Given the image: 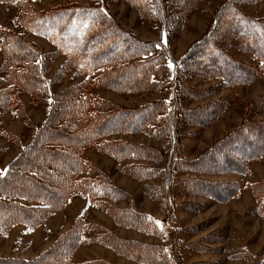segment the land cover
<instances>
[{
  "label": "rangeland",
  "instance_id": "374dc122",
  "mask_svg": "<svg viewBox=\"0 0 264 264\" xmlns=\"http://www.w3.org/2000/svg\"><path fill=\"white\" fill-rule=\"evenodd\" d=\"M100 6L106 22L92 33L103 41L99 48L92 44V50L97 56L124 53L117 60L122 67L113 72L107 70L111 60L94 70L82 68L48 38L33 33L29 22L21 23L31 20V8L43 17ZM241 19L264 33V0H0V177L23 147L40 138L38 129L58 107L54 99L66 91L96 99L91 114H128L131 121L130 129L123 124L116 134L103 131L96 145L85 143L78 152L82 174L74 179L86 183L93 199L77 190L63 209L36 227L0 231V258H48L50 253H44L79 222L86 241L73 252L72 264H140L105 246L108 233L162 247L160 264H264V154L249 159L246 153L264 150V41L239 38ZM16 45L33 51L29 63L35 67L42 61L39 73L50 83L46 93L22 84L26 76L38 75L14 62ZM146 46L153 55H142ZM223 63L236 66L233 77L219 74ZM115 78L120 81H110ZM250 120L255 127L243 138L238 128ZM54 123L57 128L60 122ZM101 143L123 144L107 150ZM48 147L65 148L57 141ZM142 167L147 170L137 169ZM106 182L120 191L112 200L107 191H93ZM126 208L146 216L152 235L116 224L111 213Z\"/></svg>",
  "mask_w": 264,
  "mask_h": 264
},
{
  "label": "trees",
  "instance_id": "16d2710c",
  "mask_svg": "<svg viewBox=\"0 0 264 264\" xmlns=\"http://www.w3.org/2000/svg\"><path fill=\"white\" fill-rule=\"evenodd\" d=\"M19 5L22 7L28 6L26 4L22 5V3H19ZM88 8L89 9L76 7L69 9V11L42 15L43 17H41V15L37 16L35 14V10L31 8V10H28V17H31V20L25 19L21 23L29 22L30 30L33 33L38 36L48 38L52 45L56 47V49L61 50V53L69 55L70 59L73 60V62L76 64H81L82 68L94 70L98 67L97 63L111 60L110 62L113 63L111 66H107V70H109V72L118 70V68L122 67L121 63H117V60L121 59L120 55L124 54L121 53L122 51H119L114 55H109L108 51L106 53L108 54L107 56H105L106 54L97 56L95 55L96 50H92V44L98 46L99 48L100 46H102L101 41H103L101 38L98 39V37H96V35H94L92 32L93 30H98L106 21L103 20L104 16L102 13L104 10L101 6ZM33 18H35L36 20ZM239 26V33L243 35L240 36V34H238L239 38L242 39L244 37L245 39L246 35H251L248 38L249 41L250 38L252 39V41H255V39H257V36L260 37L259 39H263L264 41V33L260 31L259 27L251 22V20L241 19ZM232 28L233 26H231V30H229L230 32L232 31ZM223 31H227V29L224 28ZM163 32L166 33L167 30H164ZM166 34L169 39L168 32ZM161 44L165 46L163 42H161ZM24 46L19 47V45H16V51H14V53H16V58L14 59V62L18 61L20 62V64H23L25 66L27 65V68H29L27 69V73L29 71H34L38 76L35 78L34 76H26L24 78L26 82L21 80L22 84L33 89L35 92L46 93L48 90H50V83L48 81L45 82V79H43L39 73L43 71V65L39 63L42 61L36 63L37 67L29 63V60L34 58L32 57L34 54L33 51L31 54H29L28 52L26 53V47ZM255 47H257V45H255ZM155 48L161 50L158 45H155ZM197 48L198 46H196L193 51L196 52ZM144 51L146 52H142V55L147 54V52L151 53L150 55H153L154 53H152V49L147 46L144 47ZM209 52H216L217 54H219L217 50H211ZM83 53H85V55ZM259 55H262L261 52L259 53ZM10 56L11 59L14 58L12 55ZM158 62L159 61H156L153 64H156V66H158ZM222 65L217 68L219 74L225 73L226 75H228V77H233V75H231L230 73H232L234 70L231 69L236 68V66L233 64L228 65L225 63H223ZM245 77L248 78V75L246 74ZM41 78L43 79L42 84L44 85V87L40 86L39 84ZM121 79H123V76L120 77V80ZM127 79L124 80L129 81V79ZM120 80L119 78L110 79L111 82L114 81L115 83ZM45 89H47V91H43ZM75 91L76 89L69 90V92L66 91V93L62 97L60 96V98L58 99L56 96L53 104L56 107L58 106L56 109L57 112L55 111V113H53V116L48 119V121L44 124V127H42L40 130L38 129L37 133H42L40 138L38 139V136H35V139L28 147H23L20 155L11 163L5 174L0 177L1 232L5 229L11 228L12 226L23 224L36 227L39 222H44L48 218H51L57 211L63 209L65 204L70 202L73 193L77 192V190L93 199V195L90 194V191L85 192L86 183H83L84 181L82 179L80 181L74 179V176H77L78 173L80 174L82 170L81 163L83 162L78 161L79 150L86 147L87 145H85V143L88 142L95 141V143H90L89 145H96V140H98L97 138H99L101 132L103 131L107 133L115 131L112 132V134H116L118 132L117 129H120L123 124L124 126H128V129L131 128V121L128 120V114L116 115L114 117H112L113 114L110 116H101L98 113L91 114L89 112V109L97 103L96 99L91 98L90 96H73L72 93L75 94ZM0 101L1 103L4 102V95H1ZM262 104L263 103H261L260 101L259 106H261ZM247 110V114L249 116H253L252 109ZM169 114H172L174 117L177 116L174 113ZM250 121L251 122L249 125L244 124L243 127L238 128L237 133L240 134L243 138H246V135H248L251 129L253 130V128L255 127L253 124H251L253 120ZM54 122H60L57 128H55L56 124ZM177 122L180 123V121L176 118V123ZM56 141L60 142L61 145H63L65 148L57 150L48 147L49 143L56 144ZM101 144L106 145V147L104 146L105 149L109 148V150H111L113 147H121L123 143ZM243 146H245L244 148L246 150H248V148L250 147L244 144ZM258 150L259 152L261 151V149ZM119 152L120 150L116 151V154ZM251 152L252 151L250 150L249 152H246L251 155V158L249 159H259L264 154V150H262V152H260L259 154H252ZM210 154H212V151L210 152ZM64 163L66 164L64 168L57 169V165ZM237 164H239V162L235 165ZM137 169L145 168L142 167ZM237 169L239 170L240 167H238ZM129 170L130 175H133L134 169L130 168ZM230 171L236 170L230 169ZM242 171H245V169ZM138 179L143 180L142 178ZM29 185L31 186V188L26 187ZM53 185L54 187L58 188V190H56L55 192L50 190ZM190 186H192L191 183ZM93 187L94 192L107 191L108 193L105 194V196L111 195V197H109L111 198L110 200L114 199L112 195L117 196V194L120 192L112 185H109L108 182H106V186L103 185V187L101 188H96V186ZM194 189L197 190V187H195V185ZM94 198L96 197L94 196ZM35 203H39L40 205H36ZM114 211L115 212L111 213V215L113 216V219L115 220L117 225L128 228L134 227L139 231L146 233L147 235H152L149 227L145 224V221L148 220L146 219L145 215L137 213L131 208L120 209L119 211L114 209ZM3 226H5L4 229ZM82 232H84L83 224L76 222L69 230V232L60 238V244H58L57 242L52 252L48 250L44 253L46 255L50 253L48 258L40 255L32 261L11 259L9 262H6L8 259L0 258V264H72L70 259L72 258L73 252L76 248L81 246L83 241H86L82 238ZM106 238L107 239H105L103 243L105 246L113 249L119 255H124L130 259L137 261L140 264H160V262L163 261L164 253L162 247H157L142 242L125 240L123 241L119 237L112 236L109 233L106 235ZM98 241L100 242V240ZM60 248L61 250H59ZM165 253L167 252L165 251ZM157 259L159 263L155 262ZM86 264L109 263L97 260Z\"/></svg>",
  "mask_w": 264,
  "mask_h": 264
}]
</instances>
